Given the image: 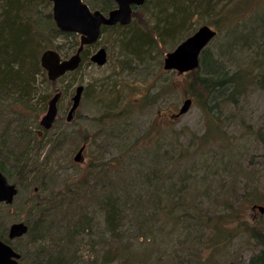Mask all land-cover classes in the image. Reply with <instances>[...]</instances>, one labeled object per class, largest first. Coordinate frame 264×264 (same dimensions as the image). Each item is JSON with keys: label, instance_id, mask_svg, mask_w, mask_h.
Returning a JSON list of instances; mask_svg holds the SVG:
<instances>
[{"label": "rangeland", "instance_id": "1", "mask_svg": "<svg viewBox=\"0 0 264 264\" xmlns=\"http://www.w3.org/2000/svg\"><path fill=\"white\" fill-rule=\"evenodd\" d=\"M29 1L32 14H51L49 1ZM243 1L211 0L206 7L191 1L184 24L172 37L159 39L155 27H162L164 13L156 2L162 0H145L129 25L108 29L90 48V54L105 49V65L83 62L50 84L37 74L28 98H17L11 89L2 93L0 171L17 194L11 204L0 203V236L23 253L22 263L38 249L58 251L65 244L71 264H247L258 254L264 262V212L252 208H264V52L243 42L229 54L222 51L232 25L224 15L235 9V22L243 19L241 12H255L264 22V0ZM82 2L92 10L102 5ZM238 2L243 9L233 7ZM166 8L169 15L174 11ZM251 20L239 25L249 29ZM203 25L219 32L213 53L210 46L214 60L223 69L245 70L253 83L234 101H211L209 113L192 101L174 118L183 100L192 99L191 76L163 70V58ZM133 33L152 37L149 48L132 52L127 39ZM46 34L49 40L32 45H56L64 58L73 54L68 41L51 30ZM38 53L34 48L39 62ZM77 85L84 90L74 120L66 122ZM57 91L55 126L43 132L39 119ZM47 207V227L36 241L7 238L12 223L33 224L37 210ZM113 207L117 219L108 225L106 211ZM116 247L117 259L104 262L103 254Z\"/></svg>", "mask_w": 264, "mask_h": 264}, {"label": "trees", "instance_id": "2", "mask_svg": "<svg viewBox=\"0 0 264 264\" xmlns=\"http://www.w3.org/2000/svg\"><path fill=\"white\" fill-rule=\"evenodd\" d=\"M22 1L23 0H0V98H2V93L7 94L10 89L14 91L17 98H28L32 93L31 88L34 83V77L37 74L41 75L46 84H50V82L45 77L44 71L39 66L38 59L35 58L34 60V57L37 56L33 55V50L34 48L38 49V52H40L38 53V56H40L41 52L46 49H55L58 53L60 50L56 45H48L42 49L38 43L34 46L32 45V42L35 41V39L49 40V35L46 33L51 30V32H54L56 38H61L68 41V43L71 44L70 49L73 50V52L78 45L77 37L74 34L62 33L55 28L50 13L44 14L43 16L40 15V12L32 14L33 7L31 6L30 1L26 0L25 6L23 4L24 2ZM191 1L199 2L204 5V7H206L211 0H162L160 4L159 2H156L157 7H160L159 10L164 13V22L162 27L158 28V25L155 27V30H158L156 33L159 35L157 36L159 39L164 35H167V38L165 37V39H168V36L172 37L176 30L184 24L188 18L189 4ZM243 2L245 4L246 0ZM22 4L25 9V14L23 15L19 12L21 10ZM101 4V7L95 8H97L102 13L111 9L113 5L112 1L110 0H101ZM246 4H248V2H246ZM166 6L172 11L174 9L170 15L164 10ZM241 6V2L234 3L233 5L234 8L243 9ZM235 12L236 11L234 9V12L231 11L232 14L226 16L224 15V22L228 23L232 21V25L224 35V44L226 46H223L225 48H222L223 53L229 54L230 50H233V48L235 49V46L238 43L242 44V42L244 44L247 43L248 47L256 48L259 49L260 52H264V40L262 41L260 38L264 37V22L262 21L261 17L255 12H253L254 14L252 12L247 14L241 12L240 15H244L243 19L238 18L235 22H233L234 17H237ZM250 16L252 17V27L249 29H247V26L242 28L241 25L243 24L244 19ZM33 17L36 18L31 20ZM20 18L25 19L26 22L22 23ZM239 23L242 24L239 25ZM120 27L121 26L118 25L113 27H102L101 35L108 29H120ZM248 30L250 31L248 32ZM216 32V36L207 45V47L202 50L199 56V67L194 72L184 74L191 76V79L188 83L190 93L192 92L191 100L198 102L199 105L205 109V112L208 113L212 111L211 101L215 102L216 98H222L224 101H234L236 96L242 95L245 90L253 83L252 77L247 76L248 72H245V70L240 68L236 71L223 69L221 68V65L214 60V55L210 53V46L213 43V40H215L219 35V32ZM257 33L259 34L257 35ZM233 35L236 36L235 40H232ZM256 36L260 37L258 38ZM151 38L152 37H148L143 33H133L128 37L127 42L130 45V48H132V52L138 53L142 52V50L145 48H149L151 44ZM182 40L178 41L176 44L180 43ZM220 44L221 43H219V46ZM211 48L213 49L212 53L215 49H217L216 47L213 48L212 46ZM87 52L88 48H85L82 52L83 61L81 64L88 61ZM60 56L63 57L61 54ZM261 61L264 62L262 59ZM171 73L174 74V72ZM150 99L151 98H148V100ZM43 104H45V101H43ZM214 104L215 103H213V105ZM14 161L16 164H20L22 162V158H16ZM50 201L52 200L48 201L52 206L51 209H54V204ZM51 209L48 207L39 208L37 210L39 211V214L37 215L38 217H36V222L30 225L27 224L28 231L25 235L29 237L33 236L31 238L32 241L37 240V236L39 235L38 233L41 231V228L43 229L42 231L46 230V215L43 213V211L45 210V212L47 211L46 213H48V211ZM117 215L118 214L115 210V207L106 211V222L108 225H114ZM78 225L79 224H75L72 226V228H77ZM109 229L114 230L112 227H109ZM1 232L2 231L0 229V233ZM56 241L59 242L62 241V239H57ZM6 243L9 244L10 242L7 241ZM119 248L120 247H116L115 249H109L106 251L103 254L104 262L109 263L115 261L119 256ZM13 249L20 255V261L26 262L23 253H21V251L17 248ZM67 251V244H65L62 249L58 251H54L53 248H48V250L38 249L36 255L32 256V259L28 262V264H71L72 258L67 256ZM247 264H264L262 255L258 254L252 257Z\"/></svg>", "mask_w": 264, "mask_h": 264}, {"label": "water", "instance_id": "3", "mask_svg": "<svg viewBox=\"0 0 264 264\" xmlns=\"http://www.w3.org/2000/svg\"><path fill=\"white\" fill-rule=\"evenodd\" d=\"M52 4L51 16L58 31L66 34H75L78 36V47L75 52L67 58H62L54 49H46L39 56V65L45 72L46 78L50 82H55L68 72L78 69L81 62V52L85 46L94 44L100 35L101 27H111L114 25L127 26L132 19V7H140L145 0H113L116 8L103 14L98 10L91 11L82 0H47ZM216 30L203 25L197 28L190 36L186 37L177 44L171 51L167 52L163 58L162 68L165 71H174L177 75H183L188 72H194L199 67V56L203 49L216 36ZM107 61V53L104 48H99L96 53L90 57V63L103 66ZM83 86L75 87L74 94L71 97V106L65 117L66 122H70L73 113L77 110ZM61 93L57 91L48 100L46 111L41 116L38 124L44 130H50L57 117V103ZM192 100L184 99L178 112L173 117L185 114L191 107ZM80 149L74 156V161H81ZM17 194V188L14 184L7 181L6 177L0 171V203L9 205L13 202ZM257 208L260 213L264 208ZM28 227L24 222L12 223L8 228L7 238L9 240L17 239L27 233ZM20 255L12 247L0 238V264H19Z\"/></svg>", "mask_w": 264, "mask_h": 264}, {"label": "flooded vegetation", "instance_id": "4", "mask_svg": "<svg viewBox=\"0 0 264 264\" xmlns=\"http://www.w3.org/2000/svg\"><path fill=\"white\" fill-rule=\"evenodd\" d=\"M110 1H112V3H113L112 8L109 9V10H107L106 12H104V14H107L110 10L116 8V3H115L113 0H110ZM140 7H141V6H140ZM137 8H138V7H137ZM137 8H135L134 6L132 7V9H137ZM96 43H97V42H96ZM96 43L84 47V49H85V48H88V52H87V53H88V62H89V63H90V57H91L94 53H96V51L99 49V48H98L97 50H95L93 53L90 54V48H92V46L95 45ZM84 49H83V50H84ZM82 52H83V51H82ZM82 52H81V55H80V56H81V62L83 61V58H82ZM65 58H66V57H65ZM81 62H80V64H81ZM106 62H107V61H106ZM83 89H84V86H83ZM70 101H71V98H70ZM70 106H71V105H70ZM69 109H70V107H69ZM69 109H68V111H69ZM68 111H67V113H68ZM75 115H76V111L73 113L72 120H74ZM72 120H71V121H72ZM85 147H86V145L83 144V145H81V147L78 149V151H79L80 149H82V150H81V159H82V153L84 152ZM78 151H77V152H78Z\"/></svg>", "mask_w": 264, "mask_h": 264}]
</instances>
